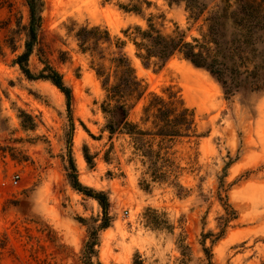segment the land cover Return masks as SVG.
Wrapping results in <instances>:
<instances>
[{
  "label": "rangeland",
  "instance_id": "rangeland-1",
  "mask_svg": "<svg viewBox=\"0 0 264 264\" xmlns=\"http://www.w3.org/2000/svg\"><path fill=\"white\" fill-rule=\"evenodd\" d=\"M219 1L43 0L28 66L38 74L48 64L62 76L72 91L68 112L57 88L27 80L14 64L23 51L28 8L24 0H0V264H81L87 226L79 219L97 225L102 210L69 185V158L78 181L108 197L112 222L99 232L94 264H207L203 247L211 264L264 262V93L242 90L227 98L207 71L179 55L144 68L124 34L135 26L145 29L148 20L163 35L204 40L206 18ZM192 5L205 8L194 18L187 9ZM82 26L107 29L105 59L116 41H124L147 89L130 121H139L148 93L165 95L167 88L195 113L200 137L147 139L160 149L165 181L153 179L155 169L129 137L106 131L100 81L90 53L75 39ZM85 146L92 166L84 159ZM228 154L236 161L227 170L226 195L237 216L221 239L202 242L204 234L218 233L224 213L217 192ZM14 175L20 176L15 187Z\"/></svg>",
  "mask_w": 264,
  "mask_h": 264
},
{
  "label": "trees",
  "instance_id": "trees-1",
  "mask_svg": "<svg viewBox=\"0 0 264 264\" xmlns=\"http://www.w3.org/2000/svg\"><path fill=\"white\" fill-rule=\"evenodd\" d=\"M24 1L28 8L26 39L23 51L17 55L14 64L27 80L50 82L64 95L67 111L70 112L72 91L64 83L62 76L48 64L38 74H33L29 69L28 61L37 42L44 2ZM196 6L198 5L187 7L194 18L205 8V5H200L198 9ZM147 22L145 29L135 26L124 31L125 37L135 48V58L144 68L151 65L161 67L171 57L179 55L193 67L207 71L219 83L227 98L242 90L264 93V0H220L219 5L214 6L206 18L207 35L201 41L194 38L192 42H188L184 35H163L148 20ZM75 39L83 53H90L93 70L100 81L104 97L99 108L105 117V129L109 136L119 134L129 137L146 160L149 169H155L153 179L165 181L168 175L162 163L160 149H154L147 139L171 141L200 137L195 127V113L185 106L177 92L167 88L165 95L148 93L139 121H130V111L145 97L147 89L137 77L129 57L124 52V41H116L115 51L111 52L109 59H105L102 45L110 42L106 28L82 26L76 31ZM83 156L86 163L92 166L86 146L83 147ZM227 159L218 183L217 200L224 212L218 218V233L204 234L202 242L210 239L211 244H214L221 239L230 221L237 216L226 195L230 185L225 183L227 170L236 158L233 159L228 154ZM69 162V185L93 198L102 210L97 225L94 224L98 221L79 219L80 223L87 226V238L80 251L81 264H94L99 232L109 228L112 222L108 197L104 192H95L83 186L78 181L76 167L71 158ZM203 251L207 264H211L210 252L204 247Z\"/></svg>",
  "mask_w": 264,
  "mask_h": 264
},
{
  "label": "built area",
  "instance_id": "built-area-1",
  "mask_svg": "<svg viewBox=\"0 0 264 264\" xmlns=\"http://www.w3.org/2000/svg\"><path fill=\"white\" fill-rule=\"evenodd\" d=\"M19 180H20V176L19 175H14L11 179V182H10V185L15 187L17 186V184L19 183ZM2 185L4 186L5 183H2Z\"/></svg>",
  "mask_w": 264,
  "mask_h": 264
}]
</instances>
